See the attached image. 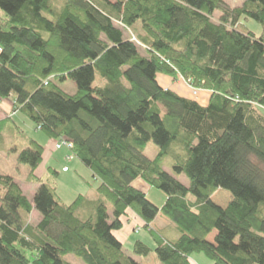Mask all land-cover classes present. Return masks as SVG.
<instances>
[{
    "label": "trees",
    "instance_id": "obj_1",
    "mask_svg": "<svg viewBox=\"0 0 264 264\" xmlns=\"http://www.w3.org/2000/svg\"><path fill=\"white\" fill-rule=\"evenodd\" d=\"M0 11V99L14 96L13 110L50 148L71 142L100 196L94 214L80 216L87 198L61 201L48 147L29 138L12 148L38 187L31 201L0 173V264H73L68 254L141 264L115 235L131 212L161 264H193L198 253L212 264H264V0H0ZM243 19L260 32L241 31ZM178 76L189 95L170 86ZM66 79L72 94L56 83ZM190 88L204 91L201 102ZM148 142L158 147L153 158ZM152 187L165 194L160 207L147 198ZM158 213L176 239L153 231ZM128 250L151 251L138 239Z\"/></svg>",
    "mask_w": 264,
    "mask_h": 264
},
{
    "label": "rangeland",
    "instance_id": "obj_2",
    "mask_svg": "<svg viewBox=\"0 0 264 264\" xmlns=\"http://www.w3.org/2000/svg\"><path fill=\"white\" fill-rule=\"evenodd\" d=\"M114 1V0H111ZM230 5H237L241 3L242 0H224ZM2 11H0V16H2ZM220 11H215L214 16H219ZM238 28L241 31H247L251 30L253 32L259 33L261 30V25L259 23H256L253 20L250 19H243L238 24ZM140 51L143 52V49L140 48ZM159 76V80L161 84L169 83L171 79H169L167 76L163 77ZM102 81L99 74H96V81ZM177 83L173 84L171 83V86L177 93H181L182 95H189L190 91L182 82H186L181 76H178ZM56 83L58 86L64 90L67 93H74L76 91V86L74 82L70 79H66L63 81L56 80ZM186 85H188L186 83ZM192 91V95L198 94L199 101H202V96L204 95V92H200L201 90L197 88H190ZM24 118H26L25 115L19 113V116L17 117L18 120L22 121ZM26 120V119H25ZM28 122L23 123L22 127L19 125L15 118L12 119H4V122L1 127V134H0V173L9 174L12 175L16 181H19L23 184L25 192L28 194L27 196L31 198V192L30 189H28V186L32 184L31 181L28 179V167L27 165L18 164L16 162V156L14 152L12 151V148L18 147L19 149L23 148L24 139L25 136H30V132H37L35 125L33 122L27 120ZM29 132V133H28ZM42 137L44 134L42 132H38ZM44 138H46L44 136ZM47 139V138H46ZM46 157L49 158L48 152H52L53 155V161L50 164L57 170H59L58 176H53L50 180L53 181V184L56 193L64 203H71L74 198L81 194L84 195L87 198V201L84 203L83 207L79 211L80 216L82 217H88L94 214L95 211V202L98 201L100 196L97 194L96 188L98 185V181L93 179L92 173L89 169L84 167L76 158L67 161L65 160V156L69 155L70 152L67 151L65 148H62L60 150H54L53 148L46 149ZM158 152V147L153 142H148L144 153L149 157L153 158ZM50 162V161H49ZM67 164L69 167L68 172H62L60 169L62 164ZM170 159L166 158L164 161V169L167 171H170ZM184 185L188 186V180L184 175H178L176 176ZM223 190V189H222ZM218 192V191H217ZM227 192V191H226ZM229 193V192H228ZM35 194V193H34ZM34 196V195H33ZM32 196V198H33ZM31 198V201H32ZM147 198L153 202L156 206L160 207L164 200H165V194L157 188H150L147 192ZM106 205L108 206V211L111 212V204L110 202H106ZM34 217H29L32 222H35L37 220L38 211L34 210ZM130 220L126 222L127 224L130 223L131 230H129L128 235L125 234V228L127 225L123 226L124 229H120L119 232L123 236V240L121 241L124 244V247L126 248L127 254L132 256L133 259H136L141 264H161L159 259L157 258L154 249H155V242L151 239L148 231L144 228H142V225L138 223L136 220V216L133 212L130 213ZM153 231L159 235L160 237H163L168 240H174L178 237L179 232L177 228L175 227V224L168 219L166 216L162 215L161 213H158L155 220L150 224ZM213 237V233L209 236V238ZM141 240L143 241L150 249L151 251L147 256H139L134 255L129 249L132 248L133 243L135 240ZM195 256V259H197V263L199 264H212V262L206 258L202 253H198L193 255ZM192 256V260L195 262L194 257ZM64 259L72 262L73 264H84L81 260H79L77 257L68 254L64 256Z\"/></svg>",
    "mask_w": 264,
    "mask_h": 264
},
{
    "label": "crops",
    "instance_id": "obj_3",
    "mask_svg": "<svg viewBox=\"0 0 264 264\" xmlns=\"http://www.w3.org/2000/svg\"><path fill=\"white\" fill-rule=\"evenodd\" d=\"M170 86H171V84H170ZM14 96H12V95H10V96H8L7 98H3V99H0V120H4V119H6V118H10V119H12V118H15V120H16V122L19 124V125H21L22 127H24L23 126V123H26V122H28L27 120V118H24L22 121H20V120H18L17 119V117L19 116V111H15V110H13L14 108H13V105H14ZM26 119V120H25ZM39 131H37V132H35V131H33V132H30V136H26V138H25V140H24V144L23 145H25V144H27V140L29 139V138H33V139H35V140H37L40 144H42L45 148L46 147H48V148H50L51 146H52V141L51 140H49L48 138L46 139V138H44V136L42 137V135H40L39 133H38ZM29 133V132H28ZM60 150V149H59ZM67 150V149H66ZM67 151H69V150H67ZM52 161H53V157H52V159H51ZM65 160H66V156H65ZM52 161H51V163H52ZM51 163H47L48 164V166H49V164H51ZM45 163L42 165V166H40V167H38V169L36 170V174L39 176V175H42L44 172H45ZM63 167H68V165L67 164H62L61 165V169L63 168ZM69 168V167H68ZM60 169V170H61ZM62 171V170H61ZM68 171H69V169H68ZM68 171H66V172H68ZM12 176V175H11ZM137 181H139V180H137ZM139 183H140V185H143L140 181H139ZM22 184V183H21ZM37 185L36 184H33V182H32V184H30L29 186H28V189H30V192H31V198H32V196L34 195V193H35V191H36V189H37ZM142 187V186H141ZM22 188H23V190L25 191V189H24V186H23V184H22ZM143 189L144 190H147L146 189V187L144 186L143 187ZM148 192V191H147ZM155 220V219H154ZM153 220V221H154ZM152 221V222H153ZM151 222V223H152ZM125 224L127 225V227H124L123 229L125 230L124 232H125V234H127L128 235V233H129V230H131V225H129L130 223H126L125 222ZM125 224H124V226H125ZM115 235L122 241L123 240V236L121 235V233L119 232V231H116L115 232ZM209 239H212V238H209ZM195 255V254H194ZM194 257V260H195V262L191 259V261H192V263L193 264H199V263H197V259H195V256H193Z\"/></svg>",
    "mask_w": 264,
    "mask_h": 264
},
{
    "label": "built area",
    "instance_id": "obj_4",
    "mask_svg": "<svg viewBox=\"0 0 264 264\" xmlns=\"http://www.w3.org/2000/svg\"><path fill=\"white\" fill-rule=\"evenodd\" d=\"M61 145L65 146L67 149L71 150L72 149V143L71 142H68L67 140L63 139V138H60V140L58 141V143L56 144V147H60ZM73 156L72 155H69L67 156V159L70 160L72 159ZM64 170H66V168H64Z\"/></svg>",
    "mask_w": 264,
    "mask_h": 264
}]
</instances>
